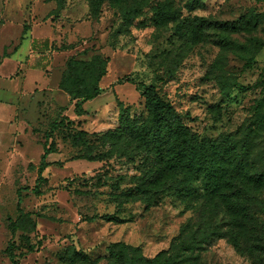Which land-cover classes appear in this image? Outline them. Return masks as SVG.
<instances>
[{
    "label": "rangeland",
    "instance_id": "obj_1",
    "mask_svg": "<svg viewBox=\"0 0 264 264\" xmlns=\"http://www.w3.org/2000/svg\"><path fill=\"white\" fill-rule=\"evenodd\" d=\"M189 1L0 0V59L17 47L20 69L32 70L0 92L11 107V124L18 125L1 156L0 264L10 263L2 255L12 240L18 254L35 249L22 264H109L108 248L117 242L153 258L170 250L188 220L203 218L196 203L173 190L155 195L152 206L142 200L141 179L153 160L115 134L124 115L137 122L148 117L143 86H157L193 132L215 139L258 127L264 148V0H199L193 11ZM167 2L177 19L156 25L154 9ZM136 5L138 16L125 24L123 11ZM183 18L237 25L240 30L228 36L240 48L219 43L221 30L180 34ZM97 57L107 62L102 92L78 117L77 100L59 84L70 61L88 67L89 73H78L92 84ZM222 86L230 89L225 93ZM64 117L73 124L51 133ZM45 144H53L48 160L54 165L36 193ZM193 187L199 192L200 184ZM260 198L257 214L264 222V193ZM197 263L254 260L243 241L221 239L205 245Z\"/></svg>",
    "mask_w": 264,
    "mask_h": 264
},
{
    "label": "trees",
    "instance_id": "obj_2",
    "mask_svg": "<svg viewBox=\"0 0 264 264\" xmlns=\"http://www.w3.org/2000/svg\"><path fill=\"white\" fill-rule=\"evenodd\" d=\"M199 5V0H190L187 7L193 11ZM139 12L138 5L125 9L124 23L130 25ZM153 19L156 25L177 19L171 2L158 4ZM209 28L223 31L218 36L222 45L239 47L228 36V33L240 30L237 25H217L200 18L193 21L183 18L177 31L182 35L192 33L196 36ZM106 63L103 58L97 57L98 68L92 84L86 83L78 73L85 68L84 63L70 61L68 72L62 76L59 87L77 100L75 113L78 117L85 114L83 104L101 94L100 81L107 73ZM85 70V73H89L88 67ZM222 88L225 93L226 89H230L227 86ZM141 94L148 117L137 122L131 120L128 114L124 115L115 137L135 142L136 148L146 151L153 160L141 179L139 193L142 200L152 206L155 195L173 190L196 203L203 218L188 220L172 242L170 250L153 258L146 257L140 248L125 242L113 243L108 248L109 264H198L205 245L221 239L233 243L243 241L254 264H264V222L257 214L262 201L260 196L264 193V148L260 128H248L243 136L240 133L228 134L212 139L193 132L186 124L185 116L176 110L157 86H143ZM72 124V120L64 117L53 123L51 133ZM52 145L45 144L43 147L37 185L33 189L36 193H39V183L47 180L43 176L45 170L54 165L47 161L55 152ZM194 184H200L199 192H196ZM196 197L197 202L194 200ZM18 209L21 211L19 206ZM15 224L10 226L13 235L16 234ZM18 249L14 240L5 249L10 264H21L22 259L27 257V254H18ZM34 250L29 247L26 252L31 254Z\"/></svg>",
    "mask_w": 264,
    "mask_h": 264
},
{
    "label": "crops",
    "instance_id": "obj_3",
    "mask_svg": "<svg viewBox=\"0 0 264 264\" xmlns=\"http://www.w3.org/2000/svg\"><path fill=\"white\" fill-rule=\"evenodd\" d=\"M3 24H4V22L0 18V30H1V27L3 26ZM46 40L47 39H45V40L44 39H41V40L37 39L36 41L38 43H41V42L46 41ZM32 50H33V47H32ZM16 52H17V47L14 49L13 53H16ZM13 53L9 54V55H5L3 57V59H0V92H1V90L10 89V88L12 89L13 88L12 84H17V81H18L19 77L23 76V79L25 78V80H26V78L29 77V72L32 71L30 69V67L27 68V70L22 71L20 69V67L22 65V62L20 63L18 60H15L13 58ZM30 54L31 55L33 54L32 51L30 52ZM8 63H11L13 67L11 69H9L8 71L7 70H3ZM49 69L50 68H49V65H48L46 67V71H49ZM7 84H9L11 86H9ZM15 86L17 87V85H15ZM16 96H17V94H16ZM2 107H4L3 108V110H4L3 114H1ZM7 107L10 109V113H11V111H12L11 107L7 106V102L5 101V99H3L1 97V94H0V167H1V169L2 168L4 169L5 166H6V157L1 162L2 153H6L5 154L6 156H7V153H8L6 140H7L8 137L11 139L13 135L16 136L17 130H18V125H12L11 124V116H9L7 114V112H9V111H7V109H8ZM48 159H49V157H48ZM48 159H47V161L49 163L53 162V161H49ZM2 165H3V167H2ZM5 249L3 250V255H2L4 257L6 256V254H4ZM29 255H31V254H29ZM29 255H27V256H29ZM23 262H25V259H23L21 261V264ZM6 264H10V263H8L7 260H6Z\"/></svg>",
    "mask_w": 264,
    "mask_h": 264
}]
</instances>
